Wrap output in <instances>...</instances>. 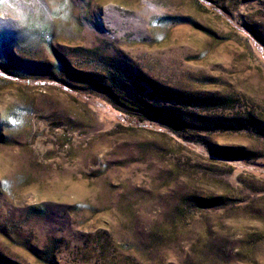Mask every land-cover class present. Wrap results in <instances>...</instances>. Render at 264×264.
<instances>
[{
  "label": "rangeland",
  "instance_id": "1",
  "mask_svg": "<svg viewBox=\"0 0 264 264\" xmlns=\"http://www.w3.org/2000/svg\"><path fill=\"white\" fill-rule=\"evenodd\" d=\"M13 2L0 264H264V0Z\"/></svg>",
  "mask_w": 264,
  "mask_h": 264
},
{
  "label": "clouds",
  "instance_id": "2",
  "mask_svg": "<svg viewBox=\"0 0 264 264\" xmlns=\"http://www.w3.org/2000/svg\"><path fill=\"white\" fill-rule=\"evenodd\" d=\"M17 14L18 8L13 0H0V17L16 19Z\"/></svg>",
  "mask_w": 264,
  "mask_h": 264
},
{
  "label": "trees",
  "instance_id": "3",
  "mask_svg": "<svg viewBox=\"0 0 264 264\" xmlns=\"http://www.w3.org/2000/svg\"><path fill=\"white\" fill-rule=\"evenodd\" d=\"M0 75L8 77L9 73L0 64Z\"/></svg>",
  "mask_w": 264,
  "mask_h": 264
}]
</instances>
